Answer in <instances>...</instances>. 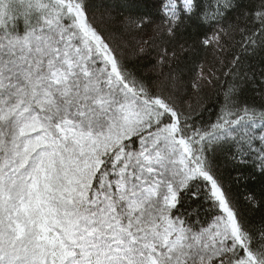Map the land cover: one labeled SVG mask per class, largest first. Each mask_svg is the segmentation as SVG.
Here are the masks:
<instances>
[{"label": "snow or ice", "instance_id": "obj_1", "mask_svg": "<svg viewBox=\"0 0 264 264\" xmlns=\"http://www.w3.org/2000/svg\"><path fill=\"white\" fill-rule=\"evenodd\" d=\"M97 13L95 0H0V264H264V215L249 216L264 191H232L264 178V67L259 83L242 70L264 56V0H150L122 17L151 28L146 72ZM217 65L230 79L205 118L185 96ZM222 161L248 175L226 179Z\"/></svg>", "mask_w": 264, "mask_h": 264}, {"label": "trees", "instance_id": "obj_2", "mask_svg": "<svg viewBox=\"0 0 264 264\" xmlns=\"http://www.w3.org/2000/svg\"><path fill=\"white\" fill-rule=\"evenodd\" d=\"M95 2L98 5V15L102 12L110 11L114 17V23L109 27L116 36V39L125 46L130 65L134 66L138 71H148L150 64L154 62L155 53H153L151 57L137 56L136 50L143 40L148 39L152 35L151 28H145L144 31H137L134 28L124 27L120 23V20L122 17L128 15H143L150 10V0H95ZM240 39V36L236 35L233 40H230L226 44V50L220 53V57L224 60L225 64L232 59L234 54L241 53L239 44ZM200 58H203V53H201ZM242 65L243 71H248L251 66V69L257 74V83H259V73L261 67H264V56L260 54L256 56L246 54L243 56ZM189 67H191L190 64ZM217 68L220 69L217 72L218 79H216L211 86L205 88L199 94L195 93L191 88H188L187 95L185 96V99L192 103L194 108L200 107L201 104L208 108V111L204 113L205 118L210 115L213 119L215 118V113L223 102V88L226 81L230 79V77L223 74L228 71L227 67L221 68L220 65H217ZM148 74L151 75L150 72H148ZM190 77L191 73L187 72L184 77L185 81L187 82ZM245 95L248 97L252 96L251 86L246 90ZM222 171L226 179L229 177H236L238 171L243 172L245 176H247L249 172L247 169L224 166L223 161ZM232 191L238 197H242L248 191H254L257 196H259L260 193L264 191V178L257 176L255 179H248L247 181L242 178L239 183H232ZM262 215H264V210H254L249 213L250 218L255 223H259Z\"/></svg>", "mask_w": 264, "mask_h": 264}]
</instances>
